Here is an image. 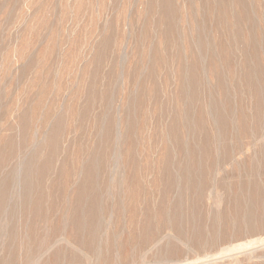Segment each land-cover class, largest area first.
Instances as JSON below:
<instances>
[{
    "label": "rangeland",
    "instance_id": "rangeland-1",
    "mask_svg": "<svg viewBox=\"0 0 264 264\" xmlns=\"http://www.w3.org/2000/svg\"><path fill=\"white\" fill-rule=\"evenodd\" d=\"M263 44L264 0H0V264H264Z\"/></svg>",
    "mask_w": 264,
    "mask_h": 264
},
{
    "label": "bare ground",
    "instance_id": "bare-ground-1",
    "mask_svg": "<svg viewBox=\"0 0 264 264\" xmlns=\"http://www.w3.org/2000/svg\"><path fill=\"white\" fill-rule=\"evenodd\" d=\"M215 30V29H214ZM264 45V44H263ZM230 72V71H229ZM112 136V135H111ZM223 152V151H222ZM220 156V155H219ZM257 156V155H256ZM221 159V158H220ZM30 161V160H29ZM204 170V169H203ZM224 178V177H223ZM222 179V178H221ZM82 180V179H81ZM27 182H29V181H26V183ZM222 183V182H221ZM25 184V183H24ZM1 185H2V183H1ZM29 186V185H28ZM27 186V187H28ZM2 187V186H1ZM4 187V186H3ZM26 187V188H27ZM30 188V187H29ZM104 188V187H103ZM31 189V188H30ZM0 191H2V190H0ZM3 191H4V189H3ZM79 191V190H78ZM94 191V190H93ZM1 193V192H0ZM30 193H31V191H30ZM87 194V193H86ZM91 194V193H90ZM5 195V194H4ZM31 195V194H30ZM28 196V195H27ZM103 196V195H102ZM226 196V195H225ZM262 196V195H261ZM4 197V196H3ZM84 197V196H83ZM2 198V197H1ZM29 198V197H28ZM208 198V197H207ZM4 200V199H3ZM5 202V201H4ZM0 203H3V202H1L0 201ZM210 206V205H209ZM100 207V206H99ZM87 210V209H86ZM208 213V212H207ZM71 215V214H70ZM214 217V216H213ZM76 218V217H75ZM75 220V219H74ZM80 221V220H79ZM246 221V220H245ZM74 223V222H73ZM80 226L82 227V225H81V221H80ZM248 226V225H247ZM121 228V227H120ZM252 231V230H251ZM192 232V231H191ZM197 232V231H196ZM98 238V237H97ZM215 240V239H214ZM215 243V242H214ZM236 243V242H235ZM250 244V243H249ZM118 245V244H117ZM238 246V245H237ZM24 250V249H23ZM46 257V256H45ZM95 257V256H94ZM216 257H217V255H216ZM35 258V257H34ZM115 260V259H114ZM10 261V260H9ZM140 261V260H139ZM200 261V260H199ZM148 263V262H147ZM183 263V262H182ZM193 263V262H192ZM8 264V263H7ZM94 264V263H93ZM184 264V263H183ZM243 264V263H242Z\"/></svg>",
    "mask_w": 264,
    "mask_h": 264
}]
</instances>
